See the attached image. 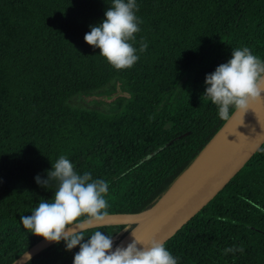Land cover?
Returning a JSON list of instances; mask_svg holds the SVG:
<instances>
[{
  "label": "trees",
  "instance_id": "obj_1",
  "mask_svg": "<svg viewBox=\"0 0 264 264\" xmlns=\"http://www.w3.org/2000/svg\"><path fill=\"white\" fill-rule=\"evenodd\" d=\"M111 3L0 0V264L43 239L20 217L53 199L55 183L35 177L46 179L61 155L108 183V214L147 210L229 120L203 96L206 75L238 47L264 59V0H136L139 59L116 70L84 39ZM118 91L129 96L89 100ZM263 219L264 145L165 247L178 264H215L243 251L245 237L258 243ZM132 227L85 236L102 231L114 246ZM78 251L61 241L27 264H73Z\"/></svg>",
  "mask_w": 264,
  "mask_h": 264
},
{
  "label": "clouds",
  "instance_id": "obj_2",
  "mask_svg": "<svg viewBox=\"0 0 264 264\" xmlns=\"http://www.w3.org/2000/svg\"><path fill=\"white\" fill-rule=\"evenodd\" d=\"M137 11L136 0H112L105 18L90 26L84 36L116 70L131 68L139 59L132 43L142 23ZM147 47L142 40L139 52ZM205 84L203 96L216 105L221 119H230L233 111L244 115L264 98V59L246 46L232 49L231 58L207 74ZM35 180L45 188L55 183L54 197L50 201L42 199L31 215L21 216L22 225L48 242H65L68 251L79 246L73 264H178L165 244L155 238L138 239L133 233L131 243L113 250L112 235L97 230L85 236L89 228L106 226L109 185L103 179H94L90 172L77 173L67 156L52 162L46 179L37 175Z\"/></svg>",
  "mask_w": 264,
  "mask_h": 264
},
{
  "label": "water",
  "instance_id": "obj_3",
  "mask_svg": "<svg viewBox=\"0 0 264 264\" xmlns=\"http://www.w3.org/2000/svg\"><path fill=\"white\" fill-rule=\"evenodd\" d=\"M128 96L118 91L91 96L89 100L113 104ZM263 145L264 98L244 115L234 112L195 163L150 208L137 213L108 215L106 226H133L113 250L126 247L134 240V235L144 240L155 238L165 244L231 182ZM54 244L41 239L11 264H27Z\"/></svg>",
  "mask_w": 264,
  "mask_h": 264
},
{
  "label": "flooded vegetation",
  "instance_id": "obj_4",
  "mask_svg": "<svg viewBox=\"0 0 264 264\" xmlns=\"http://www.w3.org/2000/svg\"><path fill=\"white\" fill-rule=\"evenodd\" d=\"M91 101V100H90ZM91 102H99L101 101L93 100ZM263 228L260 230L264 234V219L260 221ZM254 239H258V243L252 244L249 236L245 237V244L243 251H236L231 253L228 259H223V261L216 260L215 264H264V235L262 237H255Z\"/></svg>",
  "mask_w": 264,
  "mask_h": 264
}]
</instances>
